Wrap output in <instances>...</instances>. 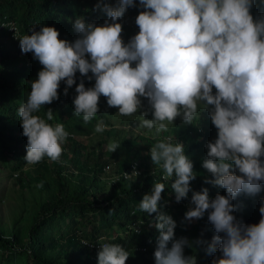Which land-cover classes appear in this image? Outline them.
Wrapping results in <instances>:
<instances>
[{"label":"clouds","instance_id":"1","mask_svg":"<svg viewBox=\"0 0 264 264\" xmlns=\"http://www.w3.org/2000/svg\"><path fill=\"white\" fill-rule=\"evenodd\" d=\"M253 5L254 0H138L139 32L127 43L117 21L137 7L136 0H117L115 6L102 8L98 4L108 19L97 26L77 18L73 28L78 38L73 42L59 39L55 27L31 30V35L20 39L21 51L32 53L42 70L17 112L27 138V163L37 164L45 157L58 161L63 153L70 135L64 124L49 123L54 119L51 108L46 119L36 114L59 99L61 82L66 85L65 96L76 85L74 114L85 123L97 116L101 96L125 117L140 111L144 98L152 119L144 118L148 111L141 112L139 127L152 131L148 137L155 144L150 157L163 170L162 179L167 181L175 173L171 187L179 203L188 198L196 174L185 155L191 143L171 130L178 125L177 118L182 119L179 125L191 124L204 111L205 131L209 134L214 127L216 132L209 137L217 138L206 145L202 166L214 179L205 183L226 189V195L210 200L207 188L192 192L194 208L189 206L185 220L197 223L208 218L213 226L216 235L211 243L197 241L207 244V254L221 253L212 264H264V200L258 224H244L233 215L238 210L233 201L239 194L256 195L264 182V15L254 18ZM77 72L94 79V86L86 88L83 79L76 84ZM106 128L100 120L95 132ZM107 147L114 152L120 144L111 142ZM164 190L165 183L156 182L139 204L142 212L157 214L155 264H196L194 256L184 255L187 238L173 241L176 222L158 209ZM100 239L98 264H126L129 251Z\"/></svg>","mask_w":264,"mask_h":264},{"label":"trees","instance_id":"2","mask_svg":"<svg viewBox=\"0 0 264 264\" xmlns=\"http://www.w3.org/2000/svg\"><path fill=\"white\" fill-rule=\"evenodd\" d=\"M136 3L137 7L129 8L117 21L122 24L125 43L139 32L135 19L142 9L138 0ZM98 4L101 8L104 4L115 6L117 0H0V21L14 22L20 38L31 35L33 29L39 31L47 26L59 31V39L73 42L78 38L73 28L77 18L83 17L86 23L94 22L97 26L108 19L97 8ZM251 14L254 18L264 15V0H254ZM29 61L19 57L12 32L3 29L0 32V165L16 181L20 195L28 196L29 220L23 233L15 227L17 220L13 222V231L0 232V264H98L101 237L105 238L103 242L120 244L129 251L126 264H155L154 252L159 238L154 227L157 214L142 212L139 204L144 195L151 194L156 182L165 183L158 209L176 222L173 241L183 237L189 242L184 255L194 256L196 264H212L214 257H220L219 252L207 254V244L197 243L200 240L211 243L216 235L208 218L192 224L185 220L189 206L194 208L192 192L207 188L210 200L217 194L226 195V189L205 183L214 179L202 166L207 158L206 145L217 139L209 137L216 132L214 127L209 134L205 131L207 114L200 111L191 124L184 123L171 130L191 143L185 155L193 163L196 174V179L190 183L192 191L188 198L179 203L171 187L175 173L165 181L163 170L151 161L150 149L155 141L148 137L150 131L130 121L131 116L117 114L118 109L108 107L103 96L97 116L85 123L82 116L74 114L75 84L65 96L66 85L61 82L59 99L42 106L36 113L46 119L45 113L51 108L54 119L49 123H63L70 134L63 144L60 159L52 161L45 157L37 164H28L25 160L27 138L17 112L27 101L31 82L42 70L38 60L30 64ZM81 79L86 88L94 86V79L89 81L77 72L76 84ZM100 120L107 128L97 133L95 127ZM122 124L128 126L125 128ZM111 142L120 144L114 152L107 147ZM261 160L264 161V157ZM27 166L30 169H26ZM133 171L138 175L131 176ZM261 187L260 193L242 192L233 201L238 209L233 215L244 224H258L261 219L259 208L264 200V182ZM173 241L168 243L169 249Z\"/></svg>","mask_w":264,"mask_h":264},{"label":"rangeland","instance_id":"3","mask_svg":"<svg viewBox=\"0 0 264 264\" xmlns=\"http://www.w3.org/2000/svg\"><path fill=\"white\" fill-rule=\"evenodd\" d=\"M29 63L31 62L29 61ZM141 100V110L138 111L134 116H131L132 119L130 121L134 120L136 123H140V116L141 112L143 111L149 112V115L144 118L152 119L148 101L144 98H141ZM180 121H182V119L177 118L174 122H177L179 125ZM173 125L175 128L178 127V125ZM127 126L125 125L123 127L126 128ZM119 127L116 126V128ZM151 133L152 131L150 132V134ZM68 165L69 164H67V166ZM26 169H30V166H27ZM75 173L77 174V171ZM28 206V196L25 194L23 196L20 195V189L16 181L12 177H10L8 171L6 169H3L0 165V232L2 234H7L10 231H13V222L14 220H17L15 227L17 230L23 233L25 226L27 225L29 220V213L27 212ZM140 222L138 223V225H140ZM190 222L194 223L192 220ZM135 229L140 230L141 228L138 229L137 227H135Z\"/></svg>","mask_w":264,"mask_h":264},{"label":"built area","instance_id":"4","mask_svg":"<svg viewBox=\"0 0 264 264\" xmlns=\"http://www.w3.org/2000/svg\"><path fill=\"white\" fill-rule=\"evenodd\" d=\"M3 29L5 30L8 29V31L12 32V38L16 41L17 46H18L19 57L25 58V59L27 58L28 60H30V62L32 60H35L32 53L25 54L21 51V47H20L21 38L17 33V28L14 22L7 21V20L0 21V32L3 31Z\"/></svg>","mask_w":264,"mask_h":264}]
</instances>
